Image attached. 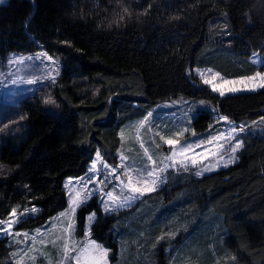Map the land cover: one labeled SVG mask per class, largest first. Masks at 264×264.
<instances>
[{
	"label": "trees",
	"instance_id": "1",
	"mask_svg": "<svg viewBox=\"0 0 264 264\" xmlns=\"http://www.w3.org/2000/svg\"><path fill=\"white\" fill-rule=\"evenodd\" d=\"M263 45L264 0L0 5V57L43 49L63 60L53 104L26 100L18 121H0V219L13 208H37L16 229L45 224L67 206L65 179L86 174L97 151L116 164L120 128L160 102L211 101L216 109L199 112L197 132L219 116L236 122L263 117L264 88L221 96L193 72L212 67L228 77L251 75L260 68L252 57L264 58ZM246 135L235 163L201 174L171 171L162 188L117 214L104 213L94 199L79 210L80 228L98 209L92 238L114 249L110 264H174L179 251H207L210 240L221 239L238 264H264V135ZM174 233L177 241L170 240ZM120 242L129 250L118 260ZM0 264H17L9 237L0 238Z\"/></svg>",
	"mask_w": 264,
	"mask_h": 264
},
{
	"label": "rangeland",
	"instance_id": "2",
	"mask_svg": "<svg viewBox=\"0 0 264 264\" xmlns=\"http://www.w3.org/2000/svg\"><path fill=\"white\" fill-rule=\"evenodd\" d=\"M8 2L9 0H5L3 4ZM44 53L51 56L54 62H50L46 58L36 59L38 55L43 57ZM28 57L33 59L29 60ZM258 57L263 58L259 53H256L253 55L252 60L257 61ZM18 60H23V63L14 62ZM257 64L260 67L258 71L264 72V64L258 62ZM62 68V58L50 55L43 49L34 53L10 52L8 55L0 57V121H4L7 126L18 121L26 99L32 101L39 99L45 103L46 101H54L53 89ZM208 69H211V72H208ZM193 72L203 82L205 79L210 80L211 84L208 85L211 89L213 85L221 88L225 93L224 95L262 89L258 86L261 83L259 77L254 81L246 80L243 83L236 84L226 83L239 80L241 77L253 76L254 73L241 77H228L212 67H194ZM199 72H203L204 75L201 76ZM216 73H219V75L216 76ZM28 81L35 82L29 83ZM229 88L244 90L229 92ZM215 93L219 94V92ZM47 104L51 105L53 103ZM215 109L216 106L211 101L180 97L179 99L160 102L149 112L151 115L148 113L144 118H135L127 122L120 132L121 145L118 151L117 164L106 162L100 154H97L91 163L92 165H89L86 174L65 179L64 186L68 200L64 209L51 216L45 224L27 230H17L16 226L18 222L29 215L36 214L38 209L35 208V211H32L33 208L28 209V213L22 218L21 211H16L18 220L13 225L11 232L9 234L0 233V238L5 236L12 240L13 258L16 263L77 264L74 258L79 257V264H110L114 249L104 242L92 238L93 226L99 215L98 209L92 210L87 215L81 229L79 223V210L81 207L97 199L98 206L104 213L117 214L120 210L131 208L141 197L144 199L147 193L162 188L168 180L167 175L173 174L171 171L177 172L192 168V170H196L201 174L225 167V165L228 166L238 160L240 148L233 152L232 147L237 143V140H242L243 134L258 131L264 135V116L247 119L244 122H236L232 119L222 120L221 117L224 116H219L216 119L217 122H214L211 127H214L213 129L206 130V133L205 131L204 133H198L193 125L196 116L200 111ZM240 126H244V132L239 131ZM217 127H220L219 130ZM233 129H237V131H231ZM179 132L183 134L176 135ZM217 136H219V139H212ZM168 139L178 140L179 143L169 146L165 143V140ZM209 140H211V143H208ZM226 140L230 142H226ZM202 141L203 144H201ZM185 143L192 147L189 151L181 153L180 148ZM173 147L176 152L174 157L176 162L174 164L172 160L168 159L172 154ZM145 149H147V153H145ZM148 156L156 161L155 165L149 161ZM122 157L128 159L124 160ZM94 164L95 169H93ZM170 164L171 167H165ZM154 168L155 174L148 176L147 173L153 171ZM161 168H165V170L160 171ZM113 169L115 173L111 174ZM125 173H131L133 177L142 178L141 182L137 183L136 179H133V183L125 189L128 179ZM89 180L92 182H89ZM101 180H103V183H100ZM145 180L147 183H144ZM121 181L125 183L122 184ZM85 184L87 185V191H83ZM132 188H139L141 192H133ZM77 192L80 193L78 197L76 196ZM107 192H113L115 196L120 197L121 204H123L124 198L130 195L135 196L136 199L131 200L122 207L113 206L114 211H106L105 204H112L105 195ZM85 197L87 198L85 199ZM72 199L77 200L74 212L71 206ZM61 214L65 215L62 216ZM93 214L94 219L89 221L88 217ZM129 224L131 225V223H127V225ZM16 232H19L20 235H15ZM25 233H27V236L24 235ZM177 235L178 233L170 235V240L175 241ZM121 238H124V236L121 235ZM93 241L95 242L94 245L92 244ZM210 241V247L207 251H198L194 248H191L190 251L187 250L186 253L179 251L175 256L174 264H212V259L216 261L214 264H226L227 261L228 263L231 261L233 264H238L237 256L224 245L222 239L219 242ZM190 242H193V240ZM65 243L71 249L67 254L64 249ZM174 245L175 243L170 244L169 248L174 247ZM128 250L129 245L120 242L119 249L115 253L116 258L118 260L125 258Z\"/></svg>",
	"mask_w": 264,
	"mask_h": 264
},
{
	"label": "snow or ice",
	"instance_id": "3",
	"mask_svg": "<svg viewBox=\"0 0 264 264\" xmlns=\"http://www.w3.org/2000/svg\"><path fill=\"white\" fill-rule=\"evenodd\" d=\"M5 2V0H0V4H3ZM42 58H46L48 61L50 62H54L53 61V58L51 56H48L46 53L43 54V57L41 56H37L36 59H42ZM27 59L31 60L33 59L32 57H28ZM14 62H18V63H23V60H18V61H14ZM260 63V64H264V58H261V57H258L257 58V61H254V63ZM55 71V70H54ZM208 72H211V69H208L207 70ZM199 74L201 76L204 75L203 72H199ZM216 76L219 75V73H216L215 74ZM260 78L261 80V83H259V87L260 88H264V72L262 71H256L254 73L253 76H248V77H241L239 80H236V81H230V82H226V83H233V84H236V83H243L244 81L246 80H249V81H254L256 80V78ZM29 83H34L35 81H28ZM204 83L205 84H211V81L210 80H207L205 79L204 80ZM242 89L240 88H229L228 91L229 92H236V91H241ZM212 91H215V92H219V94L221 96H223L225 93L224 91L221 89V88H218L216 87L215 85L212 86ZM46 103H54V101H46ZM203 103V102H202ZM149 115H151L149 113ZM222 120H228V117H221ZM232 131H237V129H233ZM239 131L240 132H243L244 131V126H240L239 127ZM183 133L182 132H179L177 133L176 135H182ZM223 135V134H221ZM161 139H163V137H161ZM212 139H219V136L217 137H214ZM165 143L169 146H174L176 144L179 143L178 140H173V139H168V140H165ZM204 142L202 141L201 144H203ZM208 143H211V140L208 141ZM243 146V141L242 140H237V143L232 147V151L235 152L236 150H238L239 148H241ZM191 145L185 143L184 145L181 146L180 148V152L181 153H184V152H187L191 149ZM145 153H147V149H145ZM175 148L173 147L172 149V154L168 157V159L172 160V163L174 164L176 161L174 159L175 157ZM124 160H127L128 158L127 157H122ZM148 159L149 161H151V163L153 165L156 164V161L153 160V158L151 156H148ZM123 167V165H121ZM172 165H167L165 167H171ZM227 166V165H225ZM93 169H95V164L93 165ZM165 168H161L160 171H164ZM115 173V170L113 169V172L111 174H114ZM155 174V168L153 169V171H149L147 173L148 176H153ZM125 175H127L128 179H127V183L125 185V189H127L132 183H133V179H136V182L137 183H140L141 182V179L140 177H133L131 173H125ZM79 179H83V178H79ZM105 179H107V177H105ZM89 182H92L91 180H89ZM100 183H103V180L100 181ZM121 183H125L124 181H121ZM144 183H147V181L145 180ZM67 186V185H66ZM133 192H141V189L139 188H132L131 189ZM148 190H154V189H148ZM83 191H87V185L85 184V187L83 189ZM142 194V193H141ZM80 195L79 192L76 193V196L78 197ZM105 195L108 197V199L112 202V204H105V210L106 211H109V210H115V208L113 206H118V207H122L124 206V204H128L131 200H134L136 199L135 196H128V197H125L124 198V201H123V204L120 203V197L118 196H115L113 192H107L105 193ZM87 197H85L86 199ZM72 211L74 212L75 210V206H77V200L76 199H72ZM36 209L33 208L32 211H35ZM16 209L13 208L11 209L10 211V214H9V218L7 220H2L0 219V233L2 234H9L11 232V229L13 227V225L17 222L18 218L16 216ZM28 209H24L21 211V218L28 213ZM62 216L65 215V214H61ZM89 221L93 220L94 219V214L90 217H88ZM69 227H71V225H69ZM39 231V230H38ZM15 235H20L19 232H16ZM25 236H27V233L24 234ZM34 239V238H33ZM92 244L94 245L95 242L93 241ZM64 249H65V253L67 254L68 252L71 251V249H69V246L67 243L64 244ZM106 251V250H105ZM76 261H77V264H79V257H75L74 258Z\"/></svg>",
	"mask_w": 264,
	"mask_h": 264
},
{
	"label": "bare ground",
	"instance_id": "4",
	"mask_svg": "<svg viewBox=\"0 0 264 264\" xmlns=\"http://www.w3.org/2000/svg\"><path fill=\"white\" fill-rule=\"evenodd\" d=\"M249 19V18H248ZM251 19V18H250ZM261 19V18H260ZM262 20V19H261ZM263 21V20H262ZM264 46V45H263ZM260 50H263V49H260ZM260 52V51H259ZM262 53H263V51H262ZM244 54V53H243ZM242 54V55H243ZM248 56V55H247ZM245 57V56H244ZM240 60V59H239ZM236 63H238V61L236 62ZM241 64V63H240ZM249 65V64H248ZM242 66V65H241ZM251 66V65H250ZM246 67V66H245ZM254 68H255V66H254ZM251 69H253V68H251ZM249 70V69H248ZM253 70H255V69H253ZM231 72V71H230ZM244 72H246V71H244ZM240 74H242L241 72H239ZM248 74H249V72H247ZM250 73H252L251 71H250ZM246 74V73H245ZM232 75V74H231ZM236 75H238V74H236ZM235 76V75H234ZM242 90H244V89H242ZM260 91V90H259ZM250 93V92H249ZM256 93V92H255ZM231 95H233V94H231ZM42 96V95H41ZM180 97V96H179ZM226 97V96H225ZM27 100V99H26ZM264 109V108H263ZM20 112H21V110H20ZM23 112V111H22ZM263 112V111H262ZM264 114V113H263ZM213 116V115H212ZM1 117V116H0ZM197 117V116H196ZM199 117V116H198ZM210 117V116H209ZM214 119V118H213ZM212 122V121H211ZM213 122H215V121H213ZM217 122V121H216ZM209 124V123H208ZM207 124V125H208ZM194 125V124H193ZM238 126V125H237ZM194 127H195V125H194ZM211 128V127H210ZM214 128V127H213ZM213 128H211V129H213ZM219 128L220 127H217V129L219 130ZM207 130H208V128H206ZM210 129V130H211ZM222 129V128H221ZM227 129V128H226ZM120 130H121V128H120ZM222 130H224V129H222ZM215 131H217V130H215ZM232 131V130H231ZM203 132V131H202ZM208 132V131H207ZM244 132V131H243ZM249 132V131H248ZM198 133H200V132H198ZM204 133V132H203ZM202 133V134H203ZM205 133H206V131H205ZM209 133V132H208ZM211 133V132H210ZM226 133V132H225ZM247 133H245V135H246ZM249 134H250V132H249ZM257 134V133H256ZM252 135V134H251ZM250 135V136H251ZM215 136V135H214ZM247 136H249V135H246V138H247ZM261 136V135H260ZM263 136V135H262ZM208 137V136H207ZM211 137H212V134H211ZM225 137V136H224ZM235 137V136H234ZM120 138H121V136H120ZM243 138V137H242ZM241 138V139H242ZM249 138H251V137H249ZM248 138V139H249ZM253 138V137H252ZM258 138V137H257ZM233 139V138H232ZM235 139H237V138H235ZM234 139V140H235ZM255 139V138H254ZM221 140V139H220ZM243 140V139H242ZM247 140V139H246ZM228 140H226V142H227ZM228 142H230V141H228ZM243 142H244V140H243ZM250 142V141H249ZM118 151V150H117ZM97 152H99V154H100V151H97ZM114 153H116V152H114ZM97 154V153H96ZM102 154V153H101ZM118 154V153H117ZM116 154V155H117ZM104 157V156H103ZM95 159V158H94ZM103 160V159H102ZM102 162V161H101ZM106 162H107V160H106ZM111 163V162H110ZM116 163V162H115ZM91 164V163H90ZM97 164H99V163H97ZM117 164V163H116ZM89 165V164H88ZM92 165V164H91ZM90 165V166H91ZM112 167H113V165H111ZM98 167V166H97ZM98 168H101V167H98ZM110 168V167H109ZM194 168V167H193ZM107 169H108V167H107ZM192 169V168H191ZM92 170V169H91ZM96 170H98V169H96ZM101 170V169H100ZM86 171H88L87 169H86ZM99 171V170H98ZM196 171V170H195ZM193 172V171H192ZM91 174V173H90ZM95 174V173H94ZM181 175V174H180ZM187 175V174H186ZM197 175V174H196ZM73 176H75V175H73ZM79 176V175H78ZM166 176V175H165ZM168 176V175H167ZM184 176V175H183ZM193 177H195L194 175H193ZM201 177V176H200ZM204 177V176H203ZM202 177V178H203ZM167 178V177H166ZM183 178V177H182ZM185 178V177H184ZM165 179V178H164ZM187 179H188V177H187ZM199 179V178H198ZM179 180V179H178ZM193 180V179H192ZM65 182V181H64ZM177 182V181H176ZM183 182V181H182ZM181 184V183H180ZM67 205V204H66ZM102 210V209H101ZM217 229V228H216ZM182 230V229H181ZM181 232V231H180ZM182 232H184V231H182ZM197 232V231H196ZM215 234V233H214ZM203 236V235H202ZM220 237H221V235H219ZM223 236V235H222ZM185 237V236H184ZM225 238V237H224ZM177 239V238H176ZM201 239V238H200ZM177 241V240H176ZM183 241V240H182ZM223 242V241H222ZM226 242V241H225ZM229 242V241H228ZM113 244V243H112ZM225 245V244H224Z\"/></svg>",
	"mask_w": 264,
	"mask_h": 264
}]
</instances>
